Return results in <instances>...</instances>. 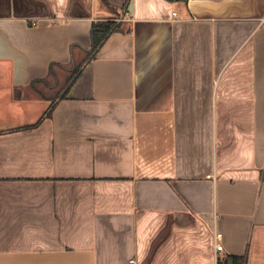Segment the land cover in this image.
<instances>
[{
  "label": "crops",
  "instance_id": "crops-1",
  "mask_svg": "<svg viewBox=\"0 0 264 264\" xmlns=\"http://www.w3.org/2000/svg\"><path fill=\"white\" fill-rule=\"evenodd\" d=\"M215 233L264 264V0H0V264H216Z\"/></svg>",
  "mask_w": 264,
  "mask_h": 264
},
{
  "label": "trees",
  "instance_id": "trees-1",
  "mask_svg": "<svg viewBox=\"0 0 264 264\" xmlns=\"http://www.w3.org/2000/svg\"><path fill=\"white\" fill-rule=\"evenodd\" d=\"M107 1V0H103ZM170 2L178 1V0H167ZM181 1V0H179ZM118 29V24L116 21L108 20V21H99L95 23L91 30V49L88 51V59H91L95 57L96 53L100 50V48L103 46V44L107 41V39L110 37L112 33H114ZM80 74L79 68L75 69L71 75L67 78V84L66 89L61 93L60 99H65L71 89V86L73 83L77 80L78 76ZM54 105L52 104L48 115L52 112L54 109ZM230 261L233 262V264H245V260L242 257H230L227 259V263Z\"/></svg>",
  "mask_w": 264,
  "mask_h": 264
},
{
  "label": "built area",
  "instance_id": "built-area-1",
  "mask_svg": "<svg viewBox=\"0 0 264 264\" xmlns=\"http://www.w3.org/2000/svg\"><path fill=\"white\" fill-rule=\"evenodd\" d=\"M214 242H215V253H214L215 263L228 264L227 259L223 255L224 247L221 243V234L215 233ZM129 264H136V261L134 259H131Z\"/></svg>",
  "mask_w": 264,
  "mask_h": 264
},
{
  "label": "rangeland",
  "instance_id": "rangeland-1",
  "mask_svg": "<svg viewBox=\"0 0 264 264\" xmlns=\"http://www.w3.org/2000/svg\"><path fill=\"white\" fill-rule=\"evenodd\" d=\"M75 69V68H74ZM73 73V70L71 72H66L64 70H61L59 72V77L55 79V86L50 88L48 92L51 94V96L56 95L58 92H62L65 89L66 81L69 75Z\"/></svg>",
  "mask_w": 264,
  "mask_h": 264
},
{
  "label": "water",
  "instance_id": "water-1",
  "mask_svg": "<svg viewBox=\"0 0 264 264\" xmlns=\"http://www.w3.org/2000/svg\"><path fill=\"white\" fill-rule=\"evenodd\" d=\"M229 264H233V262H230Z\"/></svg>",
  "mask_w": 264,
  "mask_h": 264
}]
</instances>
